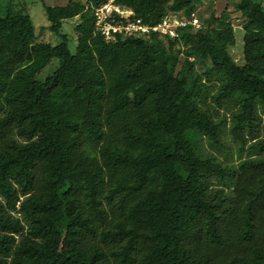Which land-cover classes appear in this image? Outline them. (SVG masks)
Wrapping results in <instances>:
<instances>
[{
    "label": "trees",
    "instance_id": "16d2710c",
    "mask_svg": "<svg viewBox=\"0 0 264 264\" xmlns=\"http://www.w3.org/2000/svg\"><path fill=\"white\" fill-rule=\"evenodd\" d=\"M108 1L46 5L54 45L0 0V264H264V0L237 4L244 63L216 16L107 40ZM198 1L117 0L151 24ZM229 133L234 165L204 151Z\"/></svg>",
    "mask_w": 264,
    "mask_h": 264
},
{
    "label": "rangeland",
    "instance_id": "374dc122",
    "mask_svg": "<svg viewBox=\"0 0 264 264\" xmlns=\"http://www.w3.org/2000/svg\"><path fill=\"white\" fill-rule=\"evenodd\" d=\"M31 7V16L36 25L37 34L41 41L51 42L54 45L59 44L62 41V38L54 31H52L49 26L50 23L47 20L46 15V5L50 6H59L66 5L69 0H27ZM86 2L87 0H82ZM244 0H199L195 3V11L196 15L200 18L201 22L203 20H210L214 18V16L219 17L221 20L225 22H231L236 38L237 44L231 49V52L237 62L244 63V37H245V28L247 25V19L243 15V13L237 9V4H242ZM264 3V1H263ZM184 11V10H183ZM81 17L77 16L72 19L65 20L63 22L62 32L66 34L70 39V47L72 51H76L78 45V38L80 35L79 24L81 22ZM203 23L202 27L203 28ZM180 47V45H177ZM58 63V60H54L53 63L49 64V66L43 70L41 73V77L48 76L54 70V63ZM201 70V69H200ZM231 113L229 111H221L220 115L217 116L222 117L224 114ZM262 136L264 137V122H262ZM227 139L224 140L225 144L229 145V149H222L218 151L217 149L212 148L208 145L207 141H204L205 147L204 151L216 155L219 158L221 163L234 165L238 160L237 143H231L230 133L226 136ZM225 139V138H224ZM231 146V147H230ZM229 151V152H228ZM229 153V154H228ZM248 153V152H247ZM246 154L245 156H247ZM239 161V160H238Z\"/></svg>",
    "mask_w": 264,
    "mask_h": 264
},
{
    "label": "built area",
    "instance_id": "2783aa9c",
    "mask_svg": "<svg viewBox=\"0 0 264 264\" xmlns=\"http://www.w3.org/2000/svg\"><path fill=\"white\" fill-rule=\"evenodd\" d=\"M96 17V30L104 35L107 40H112L117 33L135 36H149L158 33L160 36H169L173 39L181 37L182 29L192 25L195 29L202 27L200 18L196 12L191 15L185 11H169L157 24L146 23L137 17L135 10L117 2H108L94 7Z\"/></svg>",
    "mask_w": 264,
    "mask_h": 264
}]
</instances>
